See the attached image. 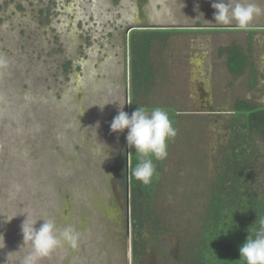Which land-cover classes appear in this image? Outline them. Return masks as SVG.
Here are the masks:
<instances>
[{"label":"rangeland","instance_id":"obj_1","mask_svg":"<svg viewBox=\"0 0 264 264\" xmlns=\"http://www.w3.org/2000/svg\"><path fill=\"white\" fill-rule=\"evenodd\" d=\"M213 2L0 0V264H24L25 257L32 252V243L24 241L21 230L26 218L28 222L36 221V228L43 220H53L61 228L71 225L77 234L75 246L62 244L48 256L40 258L37 264H180L187 240H193L200 227V216L208 198L207 182L208 185L212 182L229 147L236 142L233 135L239 129L249 133L243 140L254 145L251 158L258 161L254 166V171H257L253 177L254 186L264 201V136L248 131L245 125L247 114L231 113L224 129L229 130V134H225V147L217 152L218 144H210L209 140L217 127L211 129L205 118L188 112L193 108L187 100L189 86L185 70L188 58L192 56L199 61V69L194 66V76L198 71L214 91L220 89L219 99L223 95L221 89H226L227 94L234 91L229 95L235 97L243 72L237 76L229 72L225 47L231 43L243 49L246 45L248 47V42L251 44L252 35L244 28L232 34L235 30L225 27L203 30L183 26L200 21L207 25L223 24L214 20ZM252 3L260 7L264 0H253ZM135 11H144L145 22L164 21L174 26L134 30L137 26L129 24L137 20ZM81 19L83 23L88 21L84 27H92L98 43H85L86 37L79 33L81 29H77ZM114 24L129 26L127 38L132 34L138 36L140 31L141 34L146 33L149 43H152L153 64L165 66L167 77L160 81L163 87L156 88L163 92L154 95L156 102L149 104L156 108L165 107L162 110L171 115L169 117L173 118L176 129V136L167 144V157L162 160L153 157L156 172L150 193H143V205L135 202L140 211L147 202L151 214L161 219L158 229L149 217L143 226H139V240L144 247L136 255L132 252L131 217V235L124 250L118 244L122 238L113 232L110 216L106 215L107 209L112 213L113 208L122 206L124 220L126 187L132 210L130 178L127 175L132 148L127 145L125 152L124 147L127 129L123 133L110 131V123L122 106L119 97L123 94L103 93L102 84L94 74L98 69L94 66L97 61L94 56L99 59L100 51L112 54L114 51L110 46L117 38V32L109 38L101 36L100 30ZM53 30L65 40L64 49L74 62L82 52L81 45L83 51L89 53L81 63L83 76L74 78L72 74L61 72L56 73L58 78L47 75L49 79L43 77L41 70L35 69L30 58H20L25 51H32L30 55L34 58L41 54L47 58L49 48H36L33 42L37 36H51ZM195 32L202 33L196 35ZM138 38L135 40L140 41L141 35ZM130 44L129 41L125 49L129 115L132 113L129 70L134 50ZM34 49H37L36 53ZM40 49L42 52H38ZM106 60L111 63L109 58ZM193 62L195 64L194 59ZM63 83L67 86L62 90ZM55 88H58L60 97L32 92L42 90L50 93ZM18 91L21 94L16 98ZM209 100L212 102L211 95ZM230 103L229 99L225 105ZM100 106H104L102 110ZM260 106L264 107V104ZM152 110L145 111L150 113ZM37 116L42 123L36 122ZM123 149L127 160L121 153ZM109 174H112V181L108 179ZM110 191L115 195L112 205L106 209ZM6 218L11 220L6 221ZM114 235L115 239L118 237V243L116 241L111 247Z\"/></svg>","mask_w":264,"mask_h":264},{"label":"trees","instance_id":"obj_2","mask_svg":"<svg viewBox=\"0 0 264 264\" xmlns=\"http://www.w3.org/2000/svg\"><path fill=\"white\" fill-rule=\"evenodd\" d=\"M137 34L138 36L132 34L130 38V45L134 48L129 70L132 112L137 107L144 110L156 108L149 102H156L154 95L163 92L156 88L163 87L164 84L160 81L167 77L165 66L153 64L152 43H149L146 33L141 34L139 31ZM140 35L141 40L136 41V37ZM245 62L246 58L240 47L236 46L227 51L226 65L230 73L238 72ZM234 110L238 114H247L245 125L248 131L264 136V109H257L249 102L238 100ZM169 118L174 123L173 118ZM234 133L236 142L229 147L212 182L209 185L207 182L208 198L200 216V227L196 239L187 240L185 251L180 256V264H244L240 259L239 248L250 234L248 229L258 227L259 218H264V201H261L253 180L254 174L257 175L254 166L258 162L251 158L254 145L243 140L249 133H243L242 129ZM137 163V153L132 148L127 175L130 178L132 199L130 217L133 255L144 247L139 240V226H143L146 218L149 217L153 225L158 226L157 229L161 224L160 217L151 214L150 207L148 208L150 204L147 202L144 208L141 206V211L138 210L136 203L143 205V193H150L152 181L144 185L134 178L132 170Z\"/></svg>","mask_w":264,"mask_h":264},{"label":"flooded vegetation","instance_id":"obj_3","mask_svg":"<svg viewBox=\"0 0 264 264\" xmlns=\"http://www.w3.org/2000/svg\"><path fill=\"white\" fill-rule=\"evenodd\" d=\"M243 2H253V0H241ZM20 6H23V3L19 4ZM58 6V4H56ZM261 5V4H260ZM263 6V7H262ZM262 9V12L259 15L254 16L253 19L255 18H260V20H263V24H257L256 26L250 27L252 28L253 31H251V44L249 45L248 42V47L246 45L245 50H243L239 45L238 47L241 48L243 54L245 55L246 62L242 66V68L236 72L234 75L237 76L238 74L242 73V76H240V82L241 85L236 87L237 94L234 96L229 95V94H234V91L230 90L229 94H227V91L225 92L226 89H221L223 91L221 99H219L218 95V89L217 91H214L211 86L207 84L206 79L203 77L202 83L197 84L198 82L194 79V66L197 64H194L193 59L195 57L190 56L188 58V66L186 68V75L188 77V95H187V100L189 104L193 107L192 110H188L190 114H194L195 116L198 117H203L210 122V128L215 130V126L217 127V130H215L212 136H210V144L214 143L216 145V150L217 152H220L221 149L225 147V134H229V130H224L226 127V122L228 121V118L231 117V113H237V111L234 110L235 103L238 100H244L246 102H249L253 107L257 109H264V107L260 106L264 104V3L263 5L260 6ZM50 10V9H49ZM56 10V9H55ZM137 10V8H136ZM143 10V9H142ZM57 11V10H56ZM41 12L42 9H41ZM46 14V12H45ZM135 19H137L133 24L129 25H134L137 27V29L134 30H140L142 28L145 29H162L164 27H170L173 24H169L168 22H145V17L144 11H135ZM93 17V16H92ZM79 27L77 29H81L79 33H82L83 37H86L87 41L85 43H91L95 42L98 43V37L94 36L92 34V27L89 25L88 29H86L84 26L88 25V21L86 20L85 23L82 22V19L79 20L78 22ZM208 27L209 25L202 23L201 21L199 23H194L193 25H183L185 28L188 27L190 29H196L200 26ZM220 25V24H217ZM154 26V27H153ZM156 26V27H155ZM174 26V25H173ZM225 26V29H233L235 31H232L233 33H239L236 32L237 29H240L241 27L235 22H231L228 24H224L223 28ZM129 27L128 25L122 26V25H109L108 27H103L100 32L101 36H107V37H112V35L116 33L117 38L112 42L110 48H113V53H108L107 55L100 51V57L98 59V56H94V60L97 59V61L94 63L95 68H98L95 70V75L96 78L99 80L100 84H102V92L108 91L112 95V93L119 92L120 94L122 93L123 95H120L119 97V102L122 103L123 110L127 112V106H126V54H125V49H126V44L129 45V35L128 38L126 36V29ZM183 28V29H185ZM85 29V30H84ZM242 29V28H241ZM84 30V31H82ZM85 32V33H84ZM99 32V33H100ZM52 33H54V37L52 36ZM84 33V34H83ZM106 33V34H105ZM227 33V32H226ZM231 34V33H230ZM197 35V34H196ZM33 46L36 45L38 47H42V49H47L49 48L48 57L43 58L42 54L39 55L40 57L34 58L31 57L30 52H23V54L20 56V58H25L28 59L30 58L33 65L35 66V69L40 71L42 74H44L43 77H47L51 79L49 76H52L54 78L55 76L58 78L57 74L61 72H66L68 74H72L74 78H79L83 76L82 73V61L86 60L89 56V53H85L83 51V46L81 45V53L79 58L74 62L72 58H69L68 52L64 49V42L65 40L61 35H59L58 31H52L51 36L46 35V37L43 36H37V38H34ZM85 39V40H86ZM93 40V41H92ZM128 41V43L126 42ZM241 41V40H240ZM246 41V40H245ZM117 45V47L115 46ZM102 46V45H101ZM234 47V44L229 43L226 45L225 50H229ZM42 49L38 50V52H42ZM101 49V48H100ZM124 50V51H123ZM34 52H37V49H34ZM33 52V53H34ZM123 52V54H122ZM50 53H52V56H50ZM98 54V55H99ZM104 56H102V55ZM109 58L111 60V63H108L109 60H106ZM113 60V61H112ZM104 61H106L104 63ZM186 62V59H185ZM227 66V65H226ZM32 68V67H30ZM57 73V74H56ZM70 76H68L69 78ZM205 79V81H204ZM58 80V79H55ZM245 85V86H244ZM67 84L63 83L61 88L63 90L64 87H66ZM48 90H50L48 88ZM52 92L48 91H42V90H37V91H32L37 94H44L45 96H53L56 98L58 95V88L51 89ZM55 93V94H54ZM19 91L15 95V97H19ZM252 94V95H248ZM212 96V102L209 100V96ZM241 95V97H239ZM242 95L244 97H242ZM61 96V94H60ZM59 96V97H60ZM238 96V97H237ZM252 96V97H251ZM57 97V98H59ZM231 100L230 105H225L227 101ZM219 100V101H218ZM235 100V102H234ZM216 103V104H214ZM204 104H208L207 106L204 107ZM209 117V119H208ZM36 122L42 123L40 118L37 116ZM40 120V121H39ZM26 121V124L29 121V118ZM36 123V124H37ZM41 128V127H40ZM221 145V147H219ZM125 147V152L127 151V144H124ZM121 153H124V149L121 151ZM120 153V154H121ZM119 154V155H120ZM126 155V160H127V154ZM125 157V156H124ZM210 157V155H209ZM217 161H220V158H218ZM112 181V174H109L108 179ZM127 188V187H126ZM113 191H110V201L107 204L108 206L106 209L112 205L113 201ZM130 203L126 194V203H125V213L126 216L124 220L122 219V206L119 207V209L113 208V212L111 213L109 217V222L111 226H113V232L118 234L119 237H121V242L118 243L117 239H115V235L112 239V244L111 247L114 245V243L117 241V243L125 248V244L128 241V236L131 235L130 233V228L131 226H127L128 221H130ZM108 210V209H107ZM109 211V210H108ZM110 212V211H109ZM132 238V235H131ZM123 242V243H122ZM89 242L86 244V248H88ZM126 264H128L126 262Z\"/></svg>","mask_w":264,"mask_h":264},{"label":"clouds","instance_id":"obj_4","mask_svg":"<svg viewBox=\"0 0 264 264\" xmlns=\"http://www.w3.org/2000/svg\"><path fill=\"white\" fill-rule=\"evenodd\" d=\"M212 7L215 9V22L228 24L235 21L241 28L246 27L254 16L262 12L257 4L241 0H214ZM104 106H100L101 110ZM125 129L127 145L134 148L138 159L132 175L148 185L156 172L153 157L156 160L167 157V144L176 136V129L168 113L161 108H154L149 113L137 107L129 115L120 107L110 123V131L123 133ZM107 158L108 155L105 159ZM10 220L6 218V221ZM43 221L39 228L34 227L36 221L28 222L27 218L21 224L23 239L31 241L33 249L25 257L24 264H37L40 258L48 256L58 246H75L77 242V234L71 225L61 228L53 220ZM248 231L250 234L239 248L240 259L244 264H264V218H259L258 227L249 228Z\"/></svg>","mask_w":264,"mask_h":264},{"label":"crops","instance_id":"obj_5","mask_svg":"<svg viewBox=\"0 0 264 264\" xmlns=\"http://www.w3.org/2000/svg\"><path fill=\"white\" fill-rule=\"evenodd\" d=\"M261 22H263V20H260V18H258V19L257 18L252 19V21L249 22V24L246 27H244V29L250 31V32H247V33H251V31H253V29L252 28L250 29V27L256 26L257 24H263ZM223 25L224 24H220V25H217L216 24V25H209L208 27H206V25H205L204 27L200 26L199 28H202L203 30L204 29L205 30H207V29H219V28H223ZM196 29H198V28H196ZM195 33L197 35H200L202 32H198V33L195 32ZM194 61H195V64H197V65H195L196 69H199V65H198L199 64V61H197L196 58L194 59ZM194 79L198 82L197 84H200V83H202L203 76H200L199 73H198V71H197L196 74H195V76H194Z\"/></svg>","mask_w":264,"mask_h":264},{"label":"water","instance_id":"obj_6","mask_svg":"<svg viewBox=\"0 0 264 264\" xmlns=\"http://www.w3.org/2000/svg\"><path fill=\"white\" fill-rule=\"evenodd\" d=\"M126 106L128 107V86H127V85H126ZM127 177H128V176H127ZM126 192H127V195H128V192H129V191H128V187L126 188ZM107 206H108V205H107ZM107 206H106V207H107ZM107 214H108L109 216L111 215V213H109L108 210H106V215H107ZM127 226H129V221H128Z\"/></svg>","mask_w":264,"mask_h":264}]
</instances>
